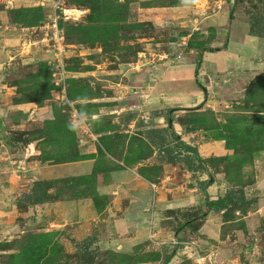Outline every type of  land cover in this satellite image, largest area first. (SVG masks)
<instances>
[{"label":"rangeland","instance_id":"rangeland-1","mask_svg":"<svg viewBox=\"0 0 264 264\" xmlns=\"http://www.w3.org/2000/svg\"><path fill=\"white\" fill-rule=\"evenodd\" d=\"M113 2L128 5L126 17H114L104 9ZM232 2L198 0L190 6L164 8L155 0H90L84 5L77 0H0V109L10 141L5 157L17 161L12 164L17 171L28 174V181L22 179L25 191L14 185L12 196L19 197L31 188L35 162L80 164L73 172L62 170L63 176L51 180L95 175L94 180L72 182L71 190L64 189L70 185L64 181L51 191L55 194L62 188L69 197L92 193L93 182L105 181L103 175L109 169L152 157L146 128L155 126L152 120L154 114L162 113L157 108L163 102L155 87L165 84L164 72L177 63L187 73L179 78L181 82L174 79L179 91L201 89L199 84L208 88L201 106L177 118L176 112L174 122L187 125L188 133H199L202 141L216 142L222 152L211 156L209 172L198 173L195 179L182 157L168 166L155 160L140 166L139 172L163 168V172H146L158 185L156 194L163 191L165 200H190L174 213L158 210L157 228L162 229L158 236L150 233L153 242L123 254L97 249L95 264H162L174 252L169 264H193L189 259L193 243L211 255L213 264H264V81L253 96L254 71L249 76L247 65L259 68L255 76L264 73V6L255 0H237L236 6ZM55 24L64 37L58 44L53 38ZM68 27L82 29V43L66 37ZM253 32L259 34L254 37L260 42L254 43L255 50L246 41ZM226 41L227 49L204 51L222 47ZM200 57L199 79L194 81L188 70H195ZM89 66L92 69L86 72ZM130 115L134 117L129 120ZM69 123H75L77 130H70ZM165 133L169 148L184 156L181 143L173 141L172 133ZM95 148L97 153L92 152ZM75 153L96 161L88 167L83 161L89 159L71 162ZM1 158L0 171L10 168ZM211 175L217 184L209 188L210 198L216 200L232 189L244 190L251 202L246 206L248 212L212 213L201 219L197 234L188 227L177 231L190 215L202 213L206 198L198 184ZM15 202L12 197L6 212L0 210V242L13 244L0 252V264H31L36 259L41 264H73L77 245L95 238L77 243L73 226L57 231L47 219L37 223L36 207L20 210ZM13 204L15 209L9 210ZM42 234L51 236L44 239ZM36 237L46 241L44 248L34 250L41 247ZM53 243L59 245L51 249Z\"/></svg>","mask_w":264,"mask_h":264},{"label":"crops","instance_id":"crops-1","mask_svg":"<svg viewBox=\"0 0 264 264\" xmlns=\"http://www.w3.org/2000/svg\"><path fill=\"white\" fill-rule=\"evenodd\" d=\"M252 36L250 35L246 41L248 44H250L251 50H255L254 43L259 44L260 42L259 40H256L258 38L255 39L257 36ZM249 60L252 61L251 59ZM253 61L256 62V60ZM195 65L197 68V64ZM247 65L250 67L248 75L250 74L249 76H251L252 72L254 71L253 78L255 79L257 77L255 74H259V72L257 73V71H259L257 69L259 68L256 67L253 69L251 65ZM244 66H246V64ZM182 67V64L177 63L176 66H173L171 69L164 72L167 81L165 84L155 87L156 93H158L160 99L162 98L163 102H161L160 107L157 108L158 110H162V113L156 115L154 114V119L152 122L155 124V126L146 128L150 131L146 134V145L151 147L153 150L152 157L150 156L148 159L142 161L143 163L137 162L133 166L127 167L119 166L115 169H109L104 173L103 176L105 177V181L98 185L97 191L101 196L108 197L109 204L106 206V209L101 214H99L95 209L92 198H81L76 200L47 203L36 207L38 209L35 210L38 211V214L36 215L37 223L44 222L47 219L51 226L56 227L57 231L71 225L73 226V230L75 232L73 238L76 239L77 243L89 237L95 236V242L93 246L96 248H92V246L91 249H98L102 252L109 251L113 254H123L124 251H127L129 248H132L136 245L147 242L151 243L154 241L148 236H150V233L153 232H155L158 236L159 230L162 229L157 228V226H159V223H157L159 218H157V216L160 215L158 210L163 209L167 211H173L180 209L186 206L190 200H165L163 191H161L160 194H156V191L158 192V185L156 183L152 184L148 180L144 179L138 170L140 166L143 164L147 166V163H151L152 160L159 162V164L162 163L164 150L170 149V145L168 144L167 140V133H165V131L167 130L170 135L172 132H175L179 139H176L172 133L173 141L175 143L180 142L181 145L183 142L189 146H192L193 148H196L202 159H208L211 156L220 154L222 152L221 148L218 146V144H216V142L213 144L211 142L209 143L202 141L203 137L200 138L199 133H188L187 125L181 124L179 121L174 122L173 115L176 114V112H178V114L175 117H180L183 115V113L185 114L187 112V109H190L191 107H197L203 103V100H205V95L202 88H196L193 91L187 92L185 90L183 92L179 91L180 89H177L175 87L176 85H173L176 83L174 81L179 80V78L181 79L183 74H187ZM196 68L195 70H192V68L188 70V73L191 75L194 81H197V76L195 75ZM244 69H247V67ZM151 74L150 77H152ZM179 81L181 82V80ZM2 85L3 82L1 83L0 81V91L3 87ZM153 86L154 85L150 87L153 88ZM172 86L174 87L172 89L174 91L170 90V87ZM204 88L208 90V88ZM1 112L2 110L0 109V157H2L1 162L8 161L9 166H11L10 168L6 167L4 171L3 169L0 171V210L6 212V203H11L12 197L14 200H17L18 198L17 196H12L15 192L16 186H21V191H25L26 185L22 184V181H28V174L25 175L24 173H20L19 170L17 171L15 166H12V164H15L17 161H13L12 159L9 160V157H5L9 153L10 147L8 145V136H6L8 135V132L5 131L6 124L4 123V114H1ZM168 117L170 119V124L172 123V127H170L168 123ZM183 132L186 134L184 137ZM92 152L97 153V149L95 148ZM182 152L187 154L183 149ZM32 153L33 152H30L29 157L32 155ZM176 153L177 152L174 154ZM111 158L117 161L115 157ZM95 161V159L85 160L83 161V165H86V167L92 166L87 164H93ZM23 162L24 160L19 161L20 164ZM2 165L4 164L0 163V166ZM163 165L168 166L172 164ZM78 167H80V164L75 163L63 165H46L41 164L40 162H35L32 167L34 179L29 181L31 183L38 181L35 180L37 176H40L39 180H51L53 178L56 179L63 176L62 173H59L60 171L63 170L64 173H71L75 170V168ZM82 167L83 169L85 168V166ZM8 171H10V174H8ZM201 172L202 171L193 173L189 171V173L193 174L192 179L196 178L194 175ZM80 173H83V171ZM2 174L3 176H1ZM207 180L208 179L201 178L200 182ZM163 182L164 180H162L161 183ZM214 184L217 183L214 181V183L206 190L209 196V188H212ZM198 185L200 186V184ZM198 185L195 184L194 187L199 188ZM14 206L15 204H13L9 210H14ZM33 209L35 208H32V210ZM40 211H42V214ZM11 213L13 214L14 212ZM42 225L44 226V224ZM47 230L48 229H46V231Z\"/></svg>","mask_w":264,"mask_h":264},{"label":"trees","instance_id":"trees-1","mask_svg":"<svg viewBox=\"0 0 264 264\" xmlns=\"http://www.w3.org/2000/svg\"><path fill=\"white\" fill-rule=\"evenodd\" d=\"M88 1L90 0H77L78 4H88ZM255 3L260 2V4H262L264 6V0H255ZM157 3V5H160L159 7H164V8H173V7H179V6H190L192 5V3H188L185 4L183 3V0H155V4ZM234 5L236 6L237 0H233ZM99 5V4H98ZM93 9H94V13L96 14V9L94 6L90 5ZM101 6V4H100ZM104 9L108 10L110 13H112L114 15V17H126L128 12H129V8L128 5L126 3H111V4H105L104 5ZM30 12H34V11H30ZM98 13L101 14L102 13V8L98 10ZM234 14H235V8H233L230 11V18L233 19L234 18ZM94 16V15H92ZM144 26V25H141ZM81 30L79 28H74V27H68L67 28V35L66 37L68 38H74L73 41H78V42H83L81 41ZM80 34H77V33ZM111 34H114L116 37L118 36V34H116V30H112ZM250 35L253 36H258L259 34L257 33H250ZM84 36V35H82ZM83 38V37H82ZM229 45V42L226 41L224 46L222 47H216V48H212V47H208L205 48L204 51L208 52V53H213L215 51H220L222 49H227ZM201 57L198 59L197 61V68L195 71V75L197 76L196 79L198 81V73H199V69L201 66ZM92 67H86L85 70L86 72L91 71ZM264 81V73L260 74L259 76H257L252 84H251V89L253 90L252 92H254L252 95L254 96L256 93L259 92V90L262 87V83ZM199 86L202 88L203 92L206 94V89L204 88V86H202L201 84H199ZM259 87V88H258ZM258 88V89H257ZM252 96V97H253ZM134 116L130 115L129 116V120L130 118H132ZM168 119V123L170 125V127H172V123L170 124V119L169 117ZM173 136L176 139H179L178 135L175 132H172ZM10 142V141H9ZM107 146V144H106ZM182 148L184 150V152H186L187 154H184V156L179 155L177 156V154H174V150L171 149H166L163 153L164 156L162 158V163L163 164H174L177 163L178 161H180V158L182 157L183 160V164L187 167V169L191 172H199L202 171V173H208V162H212L213 158H208V159H202L198 153V150L196 148H193L192 146H189L185 143L182 142ZM100 154H102L101 152H99ZM84 160V159H90L88 157L85 156H81L77 153L73 154L72 159L70 160L71 162L77 161V160ZM60 163H66V162H61ZM150 169V170H148ZM158 169V171H157ZM163 168H158V167H152V168H143L140 169V174L142 177H144L145 179H147L148 181L152 182V183H156L154 178L152 176H150L148 173L151 170H154L155 172H159L162 171ZM163 172V171H162ZM158 175H160V173H158ZM78 179H84V180H94L95 179V175L92 174L90 177L86 178H68L66 181L65 180H38L32 183V186L30 188V190L28 192L23 193L20 197L17 198L16 200V205L20 210L23 209H28L29 207L31 208H35L37 206H42L44 204L47 203H55L58 201H65V200H76V199H81V198H92L93 202H94V206L96 211L101 214L105 209L106 206L109 204V199L106 196H101L98 191V185H97V181L93 182L94 186H93V192L90 194H82V195H71L69 197H65V194H63V190L62 188H59V190H57V192L55 194H52L51 191H54V189L56 188L57 184L63 183L64 181L67 182V184H70L68 186H64V189L71 190V183L74 181H77ZM214 176H210V178L207 181H202L200 182V186H201V190L202 192H204L205 195V204L203 206V210L202 213H194L192 215H190L186 220H184V222L179 224V228L177 231L182 230L184 227H188L192 232L194 233H198L200 230V226H201V219H203L206 216L211 215L212 213H216V214H221L223 213V215H225L230 209H233L234 212L237 211H242L243 213H247L248 209L246 210V206L250 205L251 202L247 199L244 190H235L232 189L230 191H228L224 196L219 197L216 200H212L210 198V196L208 195V193L206 192L207 188L210 187L214 182ZM175 211H170V213H174ZM186 216V214H184V217ZM51 235L46 234L44 236V234H42L41 238L47 239V237L49 238ZM42 239V241L40 242L41 239H38L36 237V243H40L41 247L37 248L35 246L34 250H39L44 248L43 243L45 244V240ZM95 240L92 239H87L86 241L78 244V249H77V253L75 254V262L73 264H95L94 260H95V254L97 253V250H92L91 247L93 246ZM59 243L57 244H51L50 248L53 249V246H58ZM13 247V244L11 241H5V242H0V252H4V251H8L9 249H11ZM176 255V253H172L171 256H168L166 258V260H164V262L162 264H169L171 259ZM69 256V255H68ZM40 259H36L31 261V264H41ZM69 264V263H68Z\"/></svg>","mask_w":264,"mask_h":264},{"label":"built area","instance_id":"built-area-1","mask_svg":"<svg viewBox=\"0 0 264 264\" xmlns=\"http://www.w3.org/2000/svg\"><path fill=\"white\" fill-rule=\"evenodd\" d=\"M53 30V38L55 39V42L58 44L61 41H63V35L61 34V30L57 27V24L54 25ZM61 50V45H59V48ZM192 246V251L189 254V259L192 260L193 264H213L211 255L205 254L201 250H198L195 248L194 243L190 244ZM185 247H189V244H187Z\"/></svg>","mask_w":264,"mask_h":264},{"label":"clouds","instance_id":"clouds-1","mask_svg":"<svg viewBox=\"0 0 264 264\" xmlns=\"http://www.w3.org/2000/svg\"><path fill=\"white\" fill-rule=\"evenodd\" d=\"M198 0H183V3L188 4V3H197ZM70 130L76 131L77 130V125L75 123H69L68 125Z\"/></svg>","mask_w":264,"mask_h":264}]
</instances>
